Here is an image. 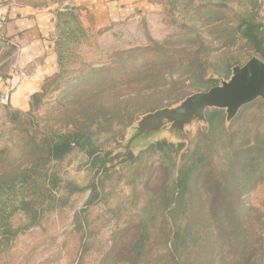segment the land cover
<instances>
[{
    "label": "rangeland",
    "instance_id": "rangeland-1",
    "mask_svg": "<svg viewBox=\"0 0 264 264\" xmlns=\"http://www.w3.org/2000/svg\"><path fill=\"white\" fill-rule=\"evenodd\" d=\"M155 1L156 10L101 28L71 12L59 26L61 66L29 110L11 119L10 102L0 104V184L18 177L0 192V205L19 230L0 264H264V158L245 192H225L253 208L244 217L247 246L229 240L231 225L210 199L223 194L208 189L231 177L245 149L256 158L264 148V99L229 123L221 110L222 118L189 126L187 141L165 127L123 157L120 145L143 114L208 90L254 54L236 31L248 0ZM258 19L264 23L260 9ZM18 48L0 40L1 78L13 74ZM73 132L84 133L82 145L48 159L44 140ZM200 158L205 175L195 173L194 188L171 203L180 169ZM246 163L249 172L259 166ZM176 231L187 239L177 260L169 249ZM142 233L148 238L139 246Z\"/></svg>",
    "mask_w": 264,
    "mask_h": 264
},
{
    "label": "crops",
    "instance_id": "crops-1",
    "mask_svg": "<svg viewBox=\"0 0 264 264\" xmlns=\"http://www.w3.org/2000/svg\"><path fill=\"white\" fill-rule=\"evenodd\" d=\"M264 16V0H260ZM157 9L155 0H68L62 6L54 0H0V19L6 20L8 40L18 44L17 69L26 78L10 94V110L26 113L31 97L40 91L44 80L60 66L59 26L75 11L85 27L101 28L130 22L139 14ZM12 75L0 77L3 92Z\"/></svg>",
    "mask_w": 264,
    "mask_h": 264
},
{
    "label": "trees",
    "instance_id": "trees-1",
    "mask_svg": "<svg viewBox=\"0 0 264 264\" xmlns=\"http://www.w3.org/2000/svg\"><path fill=\"white\" fill-rule=\"evenodd\" d=\"M247 6H249V9H247L248 11L246 12V15L241 18L240 23L236 26V31L238 32L240 38L246 40L247 45L253 50L254 54L264 59V23H262V21L258 19L260 3L258 2V0H248ZM211 81L214 82L215 79L212 78L210 79V82ZM38 95L39 93L37 92L32 97L36 98L38 97ZM221 114V110L215 109L212 114L208 117L209 121L213 122L215 121V119L222 118ZM10 115L11 119H18V117L20 118V116H22L23 114L16 111H10ZM83 138L84 133L73 132L56 135L48 140L45 139L44 143H46L48 147V159H63L66 154L73 151L77 146L82 145ZM260 149L261 152L256 158L252 157L254 154L253 147L245 149L242 153L244 161H242L236 167L232 166L233 164L230 166L231 168L228 172L232 174L231 177L225 179L223 182H219L217 179H215L216 187L214 186V184H211L208 187V189H213L214 191H216V193L223 194V197L215 198V196H211L210 199L212 200L213 204H215V212L219 213L221 216L224 215V220H226V223L231 225V229H229L230 233L228 232L229 240L235 242V246L248 245V240L250 239V231L246 227L247 223H245L246 220H244V217L246 214H249L253 208L247 207L245 204V200L241 198V195H238V193H235L236 195H230L226 197L225 192L230 190L236 191L239 190L240 187H243L244 192L247 190L248 185H250V183L252 182L251 178L250 180L248 179V175H251L250 173H253V177L258 176L260 174V167L264 158V148L260 147ZM247 158L253 160L259 166L255 167V169H252L249 172L247 169L248 164L246 163V161H248ZM202 162L203 158H200L194 163H192V165H190L187 169H180L178 178L176 179V186L178 190L177 195H172V199H170L171 203L180 204L179 200H183L186 192L194 188L193 175L195 173L205 175L206 170ZM233 167H235V169ZM207 175L210 176L211 171ZM17 181L18 177H15L11 184L9 182L1 183L0 192L8 187H11V185H16ZM22 203L27 204L28 202L23 201L22 199ZM174 210L175 209L171 211ZM9 216L10 214H8L4 207L0 205V255L3 248L9 245V243H11L12 240L19 233V230L14 228L9 223ZM192 228L193 227H189L188 233L191 232ZM221 236L222 235H220V237ZM179 237L180 234L177 231L174 232L173 235H169V239H172L171 244L169 245V249L172 252V255L176 258V260L179 259L177 252H179L181 245L187 240L185 239L186 236L182 238ZM147 238V234L145 233L143 235L142 233V237L137 241V245L142 246L143 244H145V240ZM224 245L225 242L220 244V251L224 250Z\"/></svg>",
    "mask_w": 264,
    "mask_h": 264
},
{
    "label": "water",
    "instance_id": "water-1",
    "mask_svg": "<svg viewBox=\"0 0 264 264\" xmlns=\"http://www.w3.org/2000/svg\"><path fill=\"white\" fill-rule=\"evenodd\" d=\"M259 98L264 99V59L253 55L246 63L233 66L227 78H221L208 90L192 93L173 106L143 114L126 143L120 145L123 157L138 143L145 147L159 139L165 127L182 141L189 140L187 128L199 122L208 123L210 109L224 110L229 123L244 106Z\"/></svg>",
    "mask_w": 264,
    "mask_h": 264
},
{
    "label": "built area",
    "instance_id": "built-area-1",
    "mask_svg": "<svg viewBox=\"0 0 264 264\" xmlns=\"http://www.w3.org/2000/svg\"><path fill=\"white\" fill-rule=\"evenodd\" d=\"M11 1H12V3L16 2V0H11ZM258 2H260V0H258ZM263 22H264V20H263ZM5 39H7V37H6V20L0 19V40H5ZM16 67H15L13 74H12L11 83L8 85L4 94L0 98V104H2L4 107L9 105L11 91L15 88V86L17 84H20L26 78V73L23 70L17 69Z\"/></svg>",
    "mask_w": 264,
    "mask_h": 264
}]
</instances>
